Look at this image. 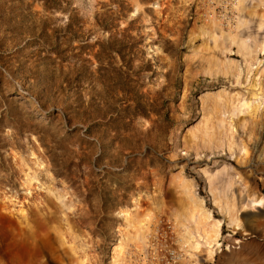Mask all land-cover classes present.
<instances>
[{"label": "rangeland", "instance_id": "obj_1", "mask_svg": "<svg viewBox=\"0 0 264 264\" xmlns=\"http://www.w3.org/2000/svg\"><path fill=\"white\" fill-rule=\"evenodd\" d=\"M190 194L264 264V0H0V264H189Z\"/></svg>", "mask_w": 264, "mask_h": 264}, {"label": "bare ground", "instance_id": "obj_2", "mask_svg": "<svg viewBox=\"0 0 264 264\" xmlns=\"http://www.w3.org/2000/svg\"><path fill=\"white\" fill-rule=\"evenodd\" d=\"M189 200L192 203L190 209L181 214L179 212L174 214L180 258L191 264L193 260L196 261L197 255H202L207 261L212 262L222 247L220 242L222 223L212 217V213L195 194H192ZM232 223L237 229L238 216L232 219Z\"/></svg>", "mask_w": 264, "mask_h": 264}, {"label": "trees", "instance_id": "obj_3", "mask_svg": "<svg viewBox=\"0 0 264 264\" xmlns=\"http://www.w3.org/2000/svg\"><path fill=\"white\" fill-rule=\"evenodd\" d=\"M100 26H101L102 28H104V30H109L108 28L104 27V26L101 25V24H100ZM108 32H110V35L113 36L114 38L116 37V39H118V38L121 36L120 34H114V35H113V34L111 33V31H108ZM112 39H113V38H112ZM117 41H118V40H117ZM114 52H117V51H114ZM120 54H122V52H120ZM99 55H102V53H100ZM107 56H108V55H107Z\"/></svg>", "mask_w": 264, "mask_h": 264}]
</instances>
